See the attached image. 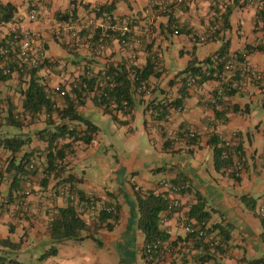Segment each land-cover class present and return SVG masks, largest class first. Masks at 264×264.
Instances as JSON below:
<instances>
[{
    "label": "crops",
    "instance_id": "0c3cea01",
    "mask_svg": "<svg viewBox=\"0 0 264 264\" xmlns=\"http://www.w3.org/2000/svg\"><path fill=\"white\" fill-rule=\"evenodd\" d=\"M2 1L10 2L16 7L14 23L21 30L38 31L41 34V43L50 61L61 60L65 63V66L47 68L42 74L49 85L60 83L66 91L87 67L96 73L110 64L126 63L141 67L147 59H151L162 69L161 75L158 78L152 77L151 81L157 82L166 93H155V96L162 98L168 95L172 101L178 96L181 85L178 73L187 66L188 61L191 58L203 60L219 53V50L224 53L244 50L245 58L264 75V27L258 23L255 7L243 0L236 1L237 6L230 18L231 28L221 32L216 39L203 43L192 38L190 30L198 34L207 30L209 0H184V3H177L176 0H119L113 12V20L128 19L131 22L133 47L123 46L112 39L107 41L101 55H95L91 51L84 37L80 41L78 38H70L72 35L65 28L68 24L74 29L75 21L63 22L55 18L57 12L69 7L70 0H37L39 17L36 21L27 18L31 0ZM104 1L75 0L77 18L85 17L90 8ZM170 6H173L171 11L165 9ZM58 27L61 36L51 33L52 28ZM0 29L1 42L3 27ZM174 29L178 33H174ZM55 37L59 41H55ZM247 45L257 46L258 49L247 51ZM174 46L178 48L174 49ZM175 53L178 60L176 65H172L171 55ZM217 83L214 79H207L202 84L203 93L189 88L181 101L185 110L181 112L170 109L165 121L150 117L149 111L145 109L147 98L143 104L137 103L131 113L118 111L115 121L93 103L92 93H89L79 110L97 127L94 144L75 142L74 151L64 160L62 175L71 181L76 191L94 196L100 204L116 203L120 209L117 224L111 230L104 228L105 224L100 227L95 233L98 241L93 238L64 240L56 244V254L40 260L41 254L52 244L47 228L51 216L41 213L26 217L7 214L0 218V255L4 254L9 258L12 256L21 264H154L148 263L143 254L144 236L137 228L136 203L131 183L145 190L164 194L166 188L160 185L161 180L171 181L182 174L190 189L197 190L206 199L207 209L210 211L208 224L228 229L229 236L224 241L222 251L207 249L212 257L204 256L202 259L200 254L208 253H205V249L194 247L195 243L184 234L178 222V216L187 215L194 200L192 190L184 194L178 193L179 207L163 212L160 225L168 234L170 244L173 241L175 243L158 264H250L248 262L251 260L264 258V229L259 218L264 216L260 212V209L264 210V163L260 164L257 160L259 149L264 153V80L260 84L247 85L244 91L226 94L221 105V109L226 110L225 120L217 119L207 101ZM60 103L58 99L57 104ZM234 108H248V112L239 114L233 112ZM107 118L111 120V130L118 134L119 140L134 142L145 135L154 147V152L144 151L141 154L132 148L131 154L113 153L110 167L113 185L102 187L89 181L88 173L95 167L94 157L99 166L103 160L106 162L105 158L98 155V151L104 138L100 122ZM44 120L45 115H42L31 126L39 127ZM134 124L140 127L135 126L133 129ZM185 125L199 130V139L193 143L173 142L172 147L165 146L167 137L162 134L164 132L166 135L165 129L178 132ZM78 128L83 129V126L78 125ZM218 128L236 130L238 133V148L234 153L241 157L243 163L239 178L222 174L214 166V138ZM33 132L23 131L31 136H34ZM46 146V141L34 136L28 150L40 149L43 164L48 153ZM208 150L213 165L211 169L203 165L208 155L210 156ZM3 155L0 153V157ZM160 173L164 176L159 177ZM31 178L33 202H47L56 208L68 204L67 199L57 191L55 180L51 179L43 186L42 182L35 183L36 174ZM8 189V181L3 180L0 183V194L7 195ZM250 202L255 204L253 210L250 209ZM97 212H85L83 219L94 225L95 217L92 216ZM190 220L194 222L193 219ZM216 234L221 237L217 232ZM183 239H186V244L182 243ZM2 240L18 243L19 246L12 248L8 244H2ZM5 260L0 264H13Z\"/></svg>",
    "mask_w": 264,
    "mask_h": 264
},
{
    "label": "trees",
    "instance_id": "16d2710c",
    "mask_svg": "<svg viewBox=\"0 0 264 264\" xmlns=\"http://www.w3.org/2000/svg\"><path fill=\"white\" fill-rule=\"evenodd\" d=\"M118 1L119 0H105L102 3L95 5L98 8L96 16L101 19L103 23L113 21V12L116 9V3ZM236 1L237 0H232L225 5L221 12L220 26L212 39H216L221 32L231 28L230 18L233 10L237 6ZM69 3L67 9L55 14V18L58 21H76L75 0H70ZM172 8L173 6H170V8L165 9L171 11ZM15 17L16 7L10 2H3L0 0V28L9 23H14L16 21ZM181 29H184V27ZM88 33H90V30L82 29L81 31L75 32L70 38L74 40L75 38H78L80 41V39L83 37L85 38ZM100 36L101 29L93 30L90 41L98 43ZM55 41H59L57 37H55ZM4 42L5 39L1 38L0 45H3ZM245 49L251 51L258 48L257 46L247 45L245 46ZM218 52L219 53H215L200 61L195 58H191L188 61L187 66L178 73L181 76V85L178 88V96L172 101H169L170 98L168 95L162 98L155 96V93L161 95L164 94L165 91L160 88L157 82L154 83L151 81L152 77L158 78L162 73L161 66L157 65L151 59H147L145 64L141 67L133 64L127 65L126 63L120 65L110 64L105 67V72L113 83L112 87H104V92H106L107 96H103L100 92L95 90L98 79H100L101 76V70L93 75L82 73L78 77L80 82L76 83V86L71 85L70 90L65 91L64 94L49 91L47 86L48 83L42 72L45 71V69L54 66H65V63L61 60L52 62L48 57H45L37 68L26 69L22 72L20 69L18 70L13 66L10 74L2 75L0 73V153L4 154V159H0V162H2L4 166L0 172V181L7 180L9 183L7 196H12L22 189L25 185V177L33 176L37 173V170H30L28 166L30 156L37 151V149L28 150V146L31 144L33 137L35 136L47 143L46 148L48 153L46 155V162H43V164L41 163L45 167L47 174L40 181L42 182V185L45 186L52 179L56 181V186L69 187L71 190L77 192L81 199L87 197V195L81 191H76L73 188L71 181L64 178L62 175L65 167L64 160L68 154H71L74 151L73 147L75 142L80 141L86 145L94 144V134L97 127L89 119L83 116L79 110L84 105L87 95L92 93L91 99L93 103L96 106L101 107L103 111L109 114L115 121H117L116 113L118 111H122L124 114L131 113L132 108L137 103L141 105L146 101L145 98H147L145 109L149 111L150 117L153 120H161L165 115H168V108H175L181 105L182 98L188 90L186 80L189 77L201 75V77L197 79V83L199 84H203L207 79H214L213 75L218 69H220V67H222L221 63H217L216 66H214L215 55H221L224 53V51L220 50ZM242 53L244 54L245 52L240 51V57H242ZM207 72L209 73L208 76L206 75ZM10 81L14 83L12 87L14 94L17 97L16 101L12 99V96L3 93L4 86ZM142 86H145L146 89H141ZM235 92H237V89L230 91L227 90L226 94H232ZM58 99L61 102L60 104H57ZM109 100L115 101L116 107L114 110L110 108ZM123 100L127 101L125 107L122 105ZM222 103L221 105H223ZM208 104L214 110L217 119L223 118V120H225L226 110L221 109V106L219 109H216L211 103ZM154 111L159 112L156 119L154 118ZM233 112L244 114L248 112V108L247 110L234 108ZM42 115H45V126L43 129L33 132L34 136L23 133L22 128L28 125V121L29 123H35V121L39 120ZM78 125H82L83 129L78 128ZM3 126L14 127L18 132L10 133L7 131L6 133H2L1 130ZM66 134H68V136H66ZM162 134L163 137L166 136L164 132ZM58 138H63L64 142H59ZM214 139L215 148L213 158L215 168L229 177L234 179L239 178L240 175L226 174L222 170L223 167L231 162L232 156L237 157L234 152H236L238 145L231 149V157L224 160L221 157V142L217 136ZM193 141H197V139L189 140L188 142L193 143ZM172 143L171 139L166 138L164 145L172 147ZM41 157L43 158L42 152ZM237 158L241 159L240 156ZM169 182L173 186L178 187L179 194H184L189 190H192L190 189V185L186 183V177L182 174H179L175 179ZM131 186L136 203L137 228L144 236V245L142 248L143 254L146 261L152 263L147 260L145 245L151 244L157 239L164 241L168 240V234L162 230L160 226L167 202L164 200L163 194L161 193L145 190L135 183H131ZM192 193L194 200L190 204L187 216L189 219H193L196 222L203 221L208 223L210 211L207 209L206 199L197 190H192ZM90 197L94 201H98L94 196ZM109 204L106 206H112V211L106 212L105 210H100L92 216L95 217L94 225H90L85 221L82 216L83 213H77L73 206L69 204L57 208V212L54 215H51L47 227L49 238L51 240L50 242L52 243L51 247L44 251L39 259L43 260L56 254V244L61 243L64 240L79 241L85 238H93L95 241H98L95 236L97 230L104 224V228L111 230L114 225L117 224L120 217L119 206L116 203ZM254 208V202H250V209L253 210ZM16 216L26 217L20 214H17ZM259 218L264 229V216H260ZM210 227L213 231L221 235L220 238L223 242L228 238V229L216 224L211 225ZM189 237L191 239V236ZM186 239L183 240L186 241ZM191 242L195 243L194 247L205 249V253H208L204 255L202 252L200 254L202 259H204V256L209 258L212 257V255L207 252L209 247L204 242L200 240L192 241V239ZM1 243L8 244L12 248H18L19 246L18 243H13L9 240H2ZM173 243L175 242L173 241L170 244L171 249ZM215 250L222 251L223 249L217 248ZM4 259L13 264H21L16 259L4 256V254L0 255V262H4ZM248 263L264 264V258L254 259Z\"/></svg>",
    "mask_w": 264,
    "mask_h": 264
},
{
    "label": "built area",
    "instance_id": "2783aa9c",
    "mask_svg": "<svg viewBox=\"0 0 264 264\" xmlns=\"http://www.w3.org/2000/svg\"><path fill=\"white\" fill-rule=\"evenodd\" d=\"M177 3H181L184 0H176ZM232 0H209V24L208 28L203 34H198L194 30H190V36L198 42H207L213 38L217 32L221 23V12ZM37 0H31V5L28 6L27 18L30 21L38 20L39 13L36 8ZM156 2V1H155ZM245 3L253 5L256 9V15L258 23L264 27V0H243ZM98 8L93 6L90 8L83 18H77L75 21L76 26L72 29L71 25H66V31H69L71 35L82 29L90 30V33L84 38L87 41L88 46L92 49L95 55H101L103 53L105 44L107 41L116 39L119 44L126 47H133L132 37V24L128 19L113 20L108 23H103L101 19L96 16ZM76 28V29H75ZM101 29V36L98 43L90 41L93 30ZM73 30V31H72ZM51 33L61 36L60 28H52ZM174 33H178L177 29H174ZM2 39H5L3 45H0V73L2 75H8L12 72V67L15 66L18 70L24 71L26 69L37 68L40 63L45 59L46 54L44 47L41 43V34L38 31L21 30L17 24L9 23L2 29ZM244 51V50H242ZM245 52V51H244ZM240 51H233L223 53L221 55H215L214 66L217 63H221L220 69L213 75L214 80L217 81V86L212 89L211 95L207 98L208 103L219 109L221 103L226 96V91L237 89V91H244L247 85L251 83L260 84L264 80L263 73L253 66L245 57V53H242V57L239 56ZM83 73L88 75L95 74L90 68H85ZM208 76L209 73L207 72ZM238 76V77H237ZM79 77V76H78ZM75 78L72 82V86H76V83L80 82L79 78ZM201 75L191 76L186 80V85L189 88H194L197 92L203 93L202 84L197 83ZM85 85V83H84ZM48 90L58 94H64L65 89L62 88L60 83L49 85ZM113 83L110 81V77L106 74L105 69H101V76L98 79L95 90L100 92L103 96H107L104 92V87H112ZM141 89H146L142 86ZM70 90V89H69ZM169 100V99H168ZM170 101V100H169ZM110 108L114 110L116 103L114 100H109ZM122 105L125 107L127 101L123 100ZM175 109L177 111H184L185 106L182 104L177 107L168 108ZM154 118L158 116L159 112L154 111ZM168 115H165L161 120L165 121ZM167 138L172 142L187 143L189 140L199 139L200 132L191 125H186L178 132L165 129ZM216 135L221 142V157L227 160L230 156V151L238 145V134L236 130H226L224 128H218ZM68 136V134H66ZM63 138H58L59 142H62ZM41 151H35L28 160V166L30 170H37L36 176L39 182L46 176L47 171L41 164ZM2 162H0V172L3 168ZM223 172L226 174L240 175L243 170V164L237 157L232 156L231 162L223 167ZM1 183V181H0ZM31 176L25 177V185L16 194L12 196L0 194V218L7 214H20L24 216H33L35 214L54 215L57 212V208L47 202L35 203L31 200L33 194ZM160 185L166 188V192L163 194L164 200L167 202L166 210L171 211L179 207L180 202L177 197L178 187L173 186L167 180H161ZM57 191L63 195L69 205L73 206L75 211L79 214L85 212H95L105 210L106 212L112 211V206H106L100 204L98 201H94L90 196L81 199L79 194L71 190L67 186H59ZM263 214L264 210L260 209ZM178 222L181 224V228L186 236H191L192 241L200 240L204 242L209 249L215 250L217 248H223L225 246L221 238L213 231L207 222H191L187 215H179ZM186 244V241H182ZM193 243V242H192ZM171 251L170 242L168 240L157 239L151 244L145 245V253L147 260L152 263H160L165 253Z\"/></svg>",
    "mask_w": 264,
    "mask_h": 264
},
{
    "label": "rangeland",
    "instance_id": "374dc122",
    "mask_svg": "<svg viewBox=\"0 0 264 264\" xmlns=\"http://www.w3.org/2000/svg\"><path fill=\"white\" fill-rule=\"evenodd\" d=\"M57 48H59V47L57 46ZM173 48L177 49L178 47L174 46ZM171 59L173 61L172 65H176V62L178 60L177 54L176 53L172 54ZM13 84L14 83L12 81H10L6 86H4V93H5V95L12 96V99L14 101H16L17 97L13 91V87H12ZM108 118L106 120H102V122H100V124H101V130L100 131L104 135V138H103V140H101V145H99V151H98L99 152L98 155L101 158H105L106 162L102 159L103 162L99 166L96 162L95 157H94L93 160L95 163V167H93L88 173L89 181H93L94 184H97L98 186H102V187L103 186L110 187L113 185V180L112 179L110 180V178H112V169L110 167H111V164L113 163L112 162V160H113L112 154L113 153L131 154V152L133 153L132 148H134L135 151L138 150V152H141V154L144 151L154 152V147L152 146V144L150 143V140L145 135H141L137 140H134V142H131L129 140H123V141L119 140L118 134L111 130V127H110L111 120ZM96 119H97V117H96ZM33 124L34 123H29V121H28V125L25 126L24 128H22V131L31 133L35 130L43 129V127L45 126V122L41 123L39 125V127L31 126ZM135 126L138 128L140 127V125L134 124L133 129ZM1 131H2V133H6L7 131L10 133L18 132V130H16L14 127H8V126H3ZM125 144L127 146H125ZM254 145H255V142H254ZM128 146H130V147H128ZM37 150H40V149H37ZM208 151H209L210 156L208 155V157L204 161L203 165H204V167L211 169V168H213V165H212L210 150H208ZM0 159H4V155ZM257 160L259 161L260 164L264 163V153L261 149H259V154H258ZM250 166H251V164H250ZM162 176H164V174L160 173L159 177H162ZM37 182H39L38 178H37V180L35 179V183H37ZM4 256H7V255H4ZM11 257L12 256H10V258Z\"/></svg>",
    "mask_w": 264,
    "mask_h": 264
}]
</instances>
